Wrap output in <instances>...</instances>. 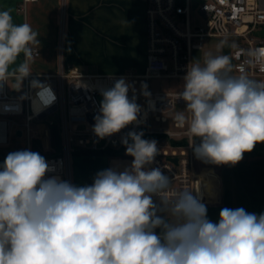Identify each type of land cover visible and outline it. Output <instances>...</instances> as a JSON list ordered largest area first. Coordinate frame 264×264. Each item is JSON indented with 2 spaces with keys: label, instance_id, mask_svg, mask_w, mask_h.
Here are the masks:
<instances>
[{
  "label": "clouds",
  "instance_id": "1",
  "mask_svg": "<svg viewBox=\"0 0 264 264\" xmlns=\"http://www.w3.org/2000/svg\"><path fill=\"white\" fill-rule=\"evenodd\" d=\"M37 36L30 24H14L10 11H0V84L15 78L21 86L32 73ZM225 44L227 38L217 51ZM245 55V65L264 71V46ZM232 71L229 55L205 53L203 65L188 64L177 94L188 116L180 112L174 120L187 124L190 147L207 164L234 166L264 143V82L250 79L243 65L239 75ZM129 87L121 78L102 91L92 128L98 138L137 122L141 109ZM143 135L122 138L130 166L102 170L84 186L45 179L53 169L37 152L9 153L0 166V264H264V213L223 208L213 223L192 190L169 200L172 182L150 167L160 154L157 141Z\"/></svg>",
  "mask_w": 264,
  "mask_h": 264
},
{
  "label": "built area",
  "instance_id": "2",
  "mask_svg": "<svg viewBox=\"0 0 264 264\" xmlns=\"http://www.w3.org/2000/svg\"><path fill=\"white\" fill-rule=\"evenodd\" d=\"M34 1L19 0L18 12L26 15L28 4ZM146 13L148 54L144 72L133 69L118 74L84 72L61 58L56 72H32L21 86L13 84L12 78L0 84V145H8L20 129L22 135L25 134L26 150L33 151V140L40 133L39 124H58L62 152L42 155L53 169L46 173L45 179L62 176L64 181L73 184L71 160L74 151L96 152L106 151L116 144L124 146L122 138L131 131L162 136L164 141L157 143L160 154L152 167L161 168L172 182L168 198L183 190H192L195 196L196 157L190 147L193 138L187 135V124L178 127L174 114V128L152 125V120L166 122L168 113L186 104L177 96L182 90L154 91L150 82L163 76L183 78L193 60L192 51L205 48L209 37L237 38L234 41L237 47L231 55L232 74L239 75L243 65L249 78L264 82V71L259 65L244 64L248 49L264 46V39L256 35L264 29V0H147ZM33 54L39 56V49L33 48ZM121 78L130 86L129 99L135 97L141 111L137 122L100 139L92 128L94 117L100 114L101 93ZM33 81H38L40 87H33ZM142 85H146V89ZM144 91L150 95L145 96ZM74 123L83 127L75 128ZM182 139L187 142L172 143V140Z\"/></svg>",
  "mask_w": 264,
  "mask_h": 264
},
{
  "label": "crops",
  "instance_id": "3",
  "mask_svg": "<svg viewBox=\"0 0 264 264\" xmlns=\"http://www.w3.org/2000/svg\"><path fill=\"white\" fill-rule=\"evenodd\" d=\"M18 1L0 0V11H10L14 24H21L17 19L22 18L17 10ZM146 7L147 0H36L29 3L25 23L33 27L40 40V44L33 47L39 49L40 54L34 56L31 71L37 74L56 72L62 58L66 64L84 72L118 74L127 69L144 72L148 54ZM23 60L21 54L13 68ZM151 88L154 91L183 90L179 84L159 89L151 85ZM175 110L170 112L172 117L181 112ZM152 125L174 128L169 115L166 122L152 120ZM56 126L58 132L55 131L57 135L54 136L55 128L46 122L39 124L40 133L33 140L34 152L39 146L37 153L40 155L61 154L62 139L59 125ZM52 137L57 143L53 150ZM21 150H26L25 134L17 133L8 145H0V166L9 153ZM73 153L72 175L76 186L91 185L95 175L102 170L123 171L133 160L125 154L126 148L118 154ZM194 170L195 196L206 206L207 218L213 223L219 221L223 208H243L257 215L264 213V143H258L253 151L244 153L243 159L234 166L207 164L195 158ZM55 177L64 181L62 176ZM154 200L159 203L158 198L154 197ZM168 218L172 219L170 213ZM160 231L155 229L158 235Z\"/></svg>",
  "mask_w": 264,
  "mask_h": 264
},
{
  "label": "rangeland",
  "instance_id": "4",
  "mask_svg": "<svg viewBox=\"0 0 264 264\" xmlns=\"http://www.w3.org/2000/svg\"><path fill=\"white\" fill-rule=\"evenodd\" d=\"M0 6H1V4H0ZM20 15L22 16V18H20L21 21H20L19 18H17L18 21H19V23H21V24L22 23H25L26 21H25L24 14L20 12ZM256 35H258L259 37H261L262 39H264V29L259 30L256 33ZM225 38H227V44H225L219 51H217V45L220 44V42L222 40H224ZM236 40H237V38H235V37H209L208 40L206 41V47L205 48H203V49H194L192 51V58H193L194 62H198L201 65H203L205 53H211L212 55H229L231 57L232 51L234 49V48L231 47V44L234 41H236ZM11 80H12V83L13 84H16L18 86L20 85L19 82L15 78H12ZM183 82H184L183 81V78H178V77L177 78L176 77L175 78L174 77H157V78H153L151 80V85H152L153 88H157V89H159V88H171V86H176L178 84H179V86L183 87ZM185 108H186V104H184V106H181V107L177 108L175 110V112H177V111L180 110L181 112H183L184 114H186V109ZM153 115H154V113H152V117H153ZM168 115L172 118V113H168ZM19 119L20 120H23L24 118L23 117H20ZM48 125L49 126H52V128H55L56 129V130L53 131V133L55 131L58 132V130H57L58 128L56 126V123L48 124ZM73 126L75 128H81V127H83V125L78 124V123H74ZM53 135L56 136L57 134L54 133ZM142 138L143 139H146V140H156L157 143L164 141V138H162V136H160V137L157 136L156 137V136H151V135H145ZM52 139H53L52 140V143L50 142V144H51V150H53V147H56L55 145L57 144L56 141L54 140L56 138L55 137H52ZM165 140H166V138H165ZM39 144H41V143L39 142ZM120 146L121 145H118V144L112 145L113 148H120ZM166 146H168L170 148V145H166ZM47 149L50 150L49 145L47 146ZM73 156H74V153L72 154V157ZM72 162H73V158H72ZM73 165L74 164H72V168H73ZM73 172H74V170H73Z\"/></svg>",
  "mask_w": 264,
  "mask_h": 264
},
{
  "label": "trees",
  "instance_id": "5",
  "mask_svg": "<svg viewBox=\"0 0 264 264\" xmlns=\"http://www.w3.org/2000/svg\"><path fill=\"white\" fill-rule=\"evenodd\" d=\"M145 135H147V134H144L143 136H145ZM187 142V140L186 139H182V140H172V143L173 144H185ZM195 143L196 144H199L200 143V140H199V138H197L196 140H195ZM125 149V146H122V147H120V148H113V147H110L108 150H106V151H96V152H89V153H91V154H103V153H105V154H118V153H121V152H123V150ZM36 151L38 152H40V149H39V146H37L36 147Z\"/></svg>",
  "mask_w": 264,
  "mask_h": 264
},
{
  "label": "water",
  "instance_id": "6",
  "mask_svg": "<svg viewBox=\"0 0 264 264\" xmlns=\"http://www.w3.org/2000/svg\"><path fill=\"white\" fill-rule=\"evenodd\" d=\"M17 133H18L19 135H21L22 131H21V130H18ZM174 160L177 161L176 158H175Z\"/></svg>",
  "mask_w": 264,
  "mask_h": 264
}]
</instances>
